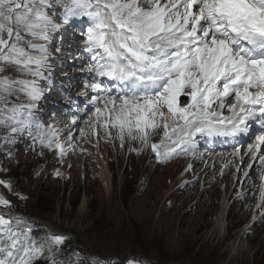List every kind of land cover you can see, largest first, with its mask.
I'll list each match as a JSON object with an SVG mask.
<instances>
[{"label": "snow or ice", "instance_id": "6c2138e0", "mask_svg": "<svg viewBox=\"0 0 264 264\" xmlns=\"http://www.w3.org/2000/svg\"><path fill=\"white\" fill-rule=\"evenodd\" d=\"M77 19L88 22L80 47L90 58L81 69L91 74L84 85L92 93L84 113L89 132L102 128L112 137L114 130L121 147L126 138L139 141L167 162L195 155L201 137L249 135L259 121L245 155L264 167V0H0V149L8 157L25 132L34 146L61 157L72 150V133L62 140L65 129L45 125L34 102L51 72V33ZM182 93L190 98L183 106ZM79 119L73 115L66 128ZM0 185L12 188L4 179ZM259 191L258 208L264 183ZM0 205L10 209L12 202L0 193ZM35 232L27 218L0 211V264H106L66 252L64 234Z\"/></svg>", "mask_w": 264, "mask_h": 264}, {"label": "rangeland", "instance_id": "374dc122", "mask_svg": "<svg viewBox=\"0 0 264 264\" xmlns=\"http://www.w3.org/2000/svg\"><path fill=\"white\" fill-rule=\"evenodd\" d=\"M94 136L85 139L88 152L77 154L75 148L63 157L35 150L27 132L18 137L11 157L0 149V179L12 185L11 190L0 185V193L12 202L10 209L0 205V211L37 219L40 233H69L65 249H79L89 261L264 264V204L257 207L261 183L255 182V167L245 177L247 166L237 161L229 169L222 168L221 160H211L207 170L206 160L198 166L188 161L192 157L160 162L139 141L126 138L121 147L114 130L112 137H97L96 130ZM159 140V134L152 137L153 142ZM106 155L113 175L108 190L95 162ZM74 157L75 165L68 163ZM186 171L185 178H179ZM224 203V226L210 236Z\"/></svg>", "mask_w": 264, "mask_h": 264}, {"label": "bare ground", "instance_id": "6f19581e", "mask_svg": "<svg viewBox=\"0 0 264 264\" xmlns=\"http://www.w3.org/2000/svg\"><path fill=\"white\" fill-rule=\"evenodd\" d=\"M93 134H95V131H93ZM113 138H114V136H113ZM19 141V140H18ZM86 142L88 141V139L87 140H85ZM88 146L89 147H91L92 145L90 144V143H88ZM15 147V146H14ZM77 148V147H76ZM81 148H83L84 149V147L83 146H81L80 148H78L77 150H76V152H77V154H81V152H82V150H81ZM119 151V150H118ZM70 152V151H69ZM84 153H85V151H84ZM50 155V154H49ZM51 157L53 156L54 157V154H52V155H50ZM69 158L71 157V156H68ZM76 157H78L77 155H76ZM107 157V158H106ZM106 157L105 156H103V157H97L95 160V162H96V165H97V167L99 168V171H100V175H101V177H102V180H103V185H104V188L105 189H109L110 187H111V180H112V171H111V166H110V163H109V158H108V156L106 155ZM46 158V157H45ZM56 158V157H55ZM53 160V159H52ZM57 160V159H56ZM61 160H62V158H61ZM78 160H79V158H78ZM188 161H191V163H194V162H199V161H196V159H194L193 157H192V160H188ZM187 161V162H188ZM35 162V161H34ZM45 162V161H44ZM75 162H76V158L74 157V160H73V158L72 159H69L68 160V163H72V165H75ZM221 162L222 161H219V163L221 164ZM56 163V162H55ZM203 163H205V167H204V170H207L209 167H211V164H210V162L208 163V162H203ZM208 163V164H207ZM237 164H238V166H239V162H237ZM57 166V165H56ZM26 167V166H25ZM41 168V167H40ZM222 168H223V166H222ZM18 169V168H17ZM31 169V168H30ZM12 170V169H11ZM21 170V169H20ZM57 172H58V168H57ZM186 174H187V171L183 174V175H181L179 178H185V176H186ZM61 178V177H60ZM59 178V179H60ZM38 179V178H37ZM64 180V179H63ZM70 180V179H69ZM179 180H181V179H179ZM179 180H176V182H178ZM64 182V181H63ZM67 182V181H66ZM230 183V182H229ZM63 184V183H62ZM106 191V190H105ZM88 197V196H87ZM86 203H88V201H85ZM257 202H260V193H259V195H258V199H257ZM260 208V207H259ZM261 208H262V206H261ZM226 209H227V205H226V203H224L223 205H222V209H221V211H220V213H219V215H218V218H217V222H218V227H217V229L216 230H214V232H212L211 234H210V236H217L219 233H220V231L222 230V228H223V226H224V219H225V213H226ZM250 230H253V227L250 229ZM242 232V231H241ZM241 232H240V234H239V236H245V232L243 233V234H241ZM261 234H262V232L261 231H259L258 233H257V235H260L261 236Z\"/></svg>", "mask_w": 264, "mask_h": 264}]
</instances>
